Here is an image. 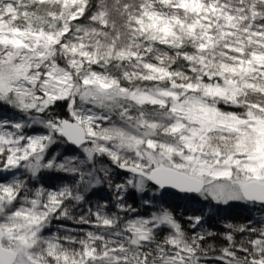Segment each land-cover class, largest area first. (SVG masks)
Masks as SVG:
<instances>
[{
	"label": "snow or ice",
	"instance_id": "snow-or-ice-1",
	"mask_svg": "<svg viewBox=\"0 0 264 264\" xmlns=\"http://www.w3.org/2000/svg\"><path fill=\"white\" fill-rule=\"evenodd\" d=\"M233 203L264 212V0H0V264H264V217L206 243Z\"/></svg>",
	"mask_w": 264,
	"mask_h": 264
},
{
	"label": "trees",
	"instance_id": "trees-1",
	"mask_svg": "<svg viewBox=\"0 0 264 264\" xmlns=\"http://www.w3.org/2000/svg\"><path fill=\"white\" fill-rule=\"evenodd\" d=\"M59 149H60L59 151H63L65 155H69V153L65 150V148L60 147ZM103 163L107 164L108 161L105 159L103 160ZM45 179L48 180L46 184L51 186H56L59 183L64 182L66 180V178L62 174H55V173L48 175L47 177H45ZM110 198H111V193L108 192L105 186L103 190L93 193L91 196H89L88 199H89V203L95 205L98 200L110 199ZM166 199L170 201V205L174 203L173 205L178 206L179 209L182 210V212L186 211L190 214L193 209L200 208L203 203L202 201L197 203L195 201V198H193V200H184L176 196H168L166 197ZM133 202L134 201L129 200V203H133ZM87 206L88 204H85L83 207L86 208ZM220 208L222 210L218 213L215 212V209H213L211 212H209L207 207H205L204 209L206 216V220L203 226L204 229L217 234L212 239L208 240L206 243L212 244L216 248H219L226 244V241L223 239V233L226 231L224 227L225 221L227 222L226 224L232 223L238 225V224L247 223L249 220L255 221L257 219L264 217V212L257 211L256 208H252L250 205L245 206L242 203H233L229 206L221 205ZM77 211H80V209H77ZM140 211L141 213L146 214L145 209L140 208ZM175 213L177 215V218L181 219V221L183 222L184 218L180 217V213H177V211H175ZM57 223H61V222H54L51 231H56L55 225ZM236 239L237 240L241 239V236L237 234Z\"/></svg>",
	"mask_w": 264,
	"mask_h": 264
},
{
	"label": "rangeland",
	"instance_id": "rangeland-1",
	"mask_svg": "<svg viewBox=\"0 0 264 264\" xmlns=\"http://www.w3.org/2000/svg\"><path fill=\"white\" fill-rule=\"evenodd\" d=\"M63 148V147H62ZM60 149L58 148V149H53V151H59ZM68 153H69V155L70 154H72L73 153V149H67L66 150ZM47 177V176H46ZM45 184L48 182V180L47 179H45ZM170 199V198H169ZM168 202L170 203V201L168 200ZM174 204V203H173ZM173 204H171L172 205V207H173V209H174V211H177V213H180V217L182 218H185V217H187L188 215H191L190 213H188V212H182V210L181 209H179V207L178 206H175V205H173ZM175 209H177V210H175ZM192 213V212H191ZM227 222L225 221V224H226Z\"/></svg>",
	"mask_w": 264,
	"mask_h": 264
}]
</instances>
